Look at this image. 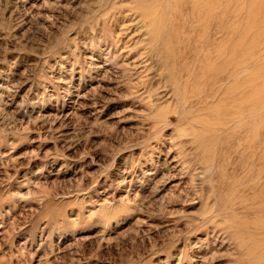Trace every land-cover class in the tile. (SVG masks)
I'll list each match as a JSON object with an SVG mask.
<instances>
[{"label": "rangeland", "instance_id": "374dc122", "mask_svg": "<svg viewBox=\"0 0 264 264\" xmlns=\"http://www.w3.org/2000/svg\"><path fill=\"white\" fill-rule=\"evenodd\" d=\"M0 264H264V0H0Z\"/></svg>", "mask_w": 264, "mask_h": 264}]
</instances>
